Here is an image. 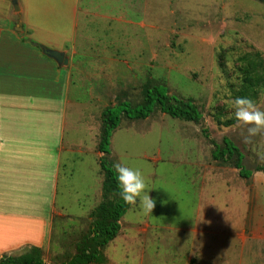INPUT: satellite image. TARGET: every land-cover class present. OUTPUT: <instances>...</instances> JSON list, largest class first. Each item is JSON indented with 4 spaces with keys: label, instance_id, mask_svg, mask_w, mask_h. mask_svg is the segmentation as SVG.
Masks as SVG:
<instances>
[{
    "label": "rangeland",
    "instance_id": "rangeland-1",
    "mask_svg": "<svg viewBox=\"0 0 264 264\" xmlns=\"http://www.w3.org/2000/svg\"><path fill=\"white\" fill-rule=\"evenodd\" d=\"M80 7L88 13L80 20V33L94 44L82 67L95 75L78 82L80 104L88 103L82 124L90 120L97 132L101 110L118 101L140 104L145 83L164 84L169 95L191 98L202 114L198 123L157 108L144 120L121 118L107 160L113 167L123 161L140 168L154 207L146 215L141 198L131 204L118 235L101 251L103 264H181L187 252H194L189 264H211L212 259L236 264V233L252 209L244 189L254 182L264 209V171L240 177L231 164L212 159L211 141L220 146L223 137L232 141L244 156L246 172L264 166V133L245 139L247 129L227 118L232 92L241 83L238 58L259 52L264 59V0H81ZM256 106L264 111V92ZM73 119L68 139L72 123L79 126ZM227 120L234 123L224 126ZM79 129L82 148L62 169L58 205L65 203L67 214L80 217L56 228V248L42 254L45 264L68 261L101 201L96 140L84 126ZM251 264H264V253Z\"/></svg>",
    "mask_w": 264,
    "mask_h": 264
},
{
    "label": "crops",
    "instance_id": "crops-1",
    "mask_svg": "<svg viewBox=\"0 0 264 264\" xmlns=\"http://www.w3.org/2000/svg\"><path fill=\"white\" fill-rule=\"evenodd\" d=\"M80 2L0 0V257L19 256L31 247L48 254L56 248L52 238L59 224L80 217L67 214L65 203L58 205L62 169L82 148L77 138L80 125L94 136L93 151L100 156L96 147L101 119L97 132L90 116L88 122L81 121L88 103L80 104L78 82L95 75L82 67L94 44L80 33V20L88 14ZM45 50L63 53L67 65H58ZM73 117L79 126L72 123L68 139L67 125ZM256 188L253 182L244 189L252 209L236 233V264H251L264 253V209ZM256 246L262 249L258 252ZM200 251L210 255L209 250ZM191 253L181 264H189Z\"/></svg>",
    "mask_w": 264,
    "mask_h": 264
},
{
    "label": "trees",
    "instance_id": "trees-1",
    "mask_svg": "<svg viewBox=\"0 0 264 264\" xmlns=\"http://www.w3.org/2000/svg\"><path fill=\"white\" fill-rule=\"evenodd\" d=\"M241 64V83L238 90L233 91L236 97H248L255 104L264 92V59L259 52L247 53L238 58ZM142 102L132 106L127 101H118L106 107L101 113V127L96 151L99 168L103 176L101 184V201L90 212L87 234L75 244V253L68 261L60 264H102V250L118 235L120 220L130 208L118 195L115 169L107 160L110 154L109 145L113 131L119 126L121 118L144 120L157 108L161 113L174 119L198 123L202 114L191 98L182 99L168 94L164 84L145 83L142 86ZM233 120H227L224 126H230ZM204 134L206 132L202 130ZM208 138V136H207ZM214 149L211 157L215 161L229 163L242 178H248L254 172L264 171V166H256L252 172H246L242 164L244 158L241 151L228 138H222V145L211 141ZM0 264H44L40 249L31 247L19 256H2Z\"/></svg>",
    "mask_w": 264,
    "mask_h": 264
},
{
    "label": "clouds",
    "instance_id": "clouds-1",
    "mask_svg": "<svg viewBox=\"0 0 264 264\" xmlns=\"http://www.w3.org/2000/svg\"><path fill=\"white\" fill-rule=\"evenodd\" d=\"M230 107L232 111L227 118L235 119L237 125L247 129L245 139L264 133V111H261L250 98L236 97ZM114 169L119 197L127 204H135L137 198H141L144 214L150 215L154 200L148 195L145 178L140 168L126 166L121 161L114 164Z\"/></svg>",
    "mask_w": 264,
    "mask_h": 264
},
{
    "label": "water",
    "instance_id": "water-1",
    "mask_svg": "<svg viewBox=\"0 0 264 264\" xmlns=\"http://www.w3.org/2000/svg\"><path fill=\"white\" fill-rule=\"evenodd\" d=\"M45 53L53 58L58 65H62L64 63H66V59L64 58V54L60 53V52H55V51H50V50H45Z\"/></svg>",
    "mask_w": 264,
    "mask_h": 264
}]
</instances>
